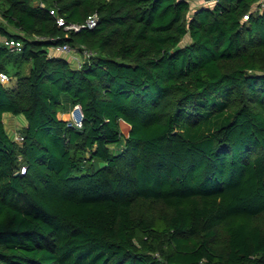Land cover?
Here are the masks:
<instances>
[{
    "label": "trees",
    "instance_id": "trees-1",
    "mask_svg": "<svg viewBox=\"0 0 264 264\" xmlns=\"http://www.w3.org/2000/svg\"><path fill=\"white\" fill-rule=\"evenodd\" d=\"M193 1L0 0V264H264V5Z\"/></svg>",
    "mask_w": 264,
    "mask_h": 264
},
{
    "label": "built area",
    "instance_id": "built-area-1",
    "mask_svg": "<svg viewBox=\"0 0 264 264\" xmlns=\"http://www.w3.org/2000/svg\"><path fill=\"white\" fill-rule=\"evenodd\" d=\"M215 0H211V1H206V0H201V3H207V2H212ZM259 2L264 5V0H259ZM254 8L256 7V5L253 6ZM51 13H55L54 9L50 10ZM245 18L248 17L247 14L244 15ZM59 24H64L66 28H74V29H80L84 26H89V27H93L94 25H96L97 20H98V15L97 13L94 14H90L86 21L83 23H76V22H66L65 18L63 16H58L57 18ZM0 40L3 41L7 46H9L11 49L13 50H21L22 49V41L18 38L15 37H4L2 35H0ZM51 52L52 53H56V54H70L71 55V59H73L75 61V63L78 66H81L83 64V62L91 57V55L94 53L93 50L82 46L81 49H79L78 47H74L71 44H69L68 42H62L56 45H53L51 47ZM12 75L5 72V71H0V80L5 83V84H10L11 80H12ZM80 111V115L78 116L76 113V110ZM69 114L70 116H68L67 120H68V125L70 126H75V127H80L82 126L83 123V112L81 109V105L79 103L74 104L71 109L69 110ZM14 137L15 139L21 141L23 140L24 136L21 132L16 131L14 133ZM26 169V167L23 165L21 167V172H24ZM201 264H208L205 262H202Z\"/></svg>",
    "mask_w": 264,
    "mask_h": 264
},
{
    "label": "rangeland",
    "instance_id": "rangeland-1",
    "mask_svg": "<svg viewBox=\"0 0 264 264\" xmlns=\"http://www.w3.org/2000/svg\"><path fill=\"white\" fill-rule=\"evenodd\" d=\"M194 1H193V4H192L193 6L197 5V3L198 4L201 3V0H197L196 2H194ZM187 39H188V37L186 36L184 38V42L187 41ZM65 56H69V54H65ZM25 67H26V72H27L29 70V64H28V67H27V65ZM12 71H14V70L12 69L11 73H13ZM15 79H16L15 76H13L10 84L15 83ZM76 113H77L78 116L80 115V111L78 109L76 110ZM15 116H18L19 118L17 117L15 119V118H13L12 115L7 116V124L9 126V128L11 129V131L19 130L20 126L23 125L24 122H25V118H24L23 115L19 114V115H15ZM68 116H70L69 112H68L67 118H68ZM122 128H123V131L127 134L128 130H129V125L126 122H122Z\"/></svg>",
    "mask_w": 264,
    "mask_h": 264
},
{
    "label": "crops",
    "instance_id": "crops-1",
    "mask_svg": "<svg viewBox=\"0 0 264 264\" xmlns=\"http://www.w3.org/2000/svg\"><path fill=\"white\" fill-rule=\"evenodd\" d=\"M63 55H65V54H63ZM68 58H70L71 59V55L69 54V56H67ZM70 109V106H69V108L68 109H66L67 111H64V110H62V111H60V116H62V117H65V118H67V115H68V110ZM9 116V115H8ZM13 116V118H17L18 116H15V115H12ZM19 118V117H18ZM6 120H7V117H6Z\"/></svg>",
    "mask_w": 264,
    "mask_h": 264
},
{
    "label": "water",
    "instance_id": "water-1",
    "mask_svg": "<svg viewBox=\"0 0 264 264\" xmlns=\"http://www.w3.org/2000/svg\"><path fill=\"white\" fill-rule=\"evenodd\" d=\"M206 1H211V0H206Z\"/></svg>",
    "mask_w": 264,
    "mask_h": 264
}]
</instances>
